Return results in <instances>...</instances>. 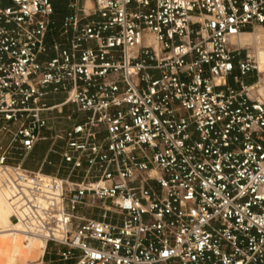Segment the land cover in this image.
I'll return each mask as SVG.
<instances>
[{"label":"built area","instance_id":"obj_1","mask_svg":"<svg viewBox=\"0 0 264 264\" xmlns=\"http://www.w3.org/2000/svg\"><path fill=\"white\" fill-rule=\"evenodd\" d=\"M68 8L0 0V187L46 243L25 264H264L260 70L233 42L264 0ZM41 142L59 173L22 166Z\"/></svg>","mask_w":264,"mask_h":264},{"label":"bare ground","instance_id":"obj_2","mask_svg":"<svg viewBox=\"0 0 264 264\" xmlns=\"http://www.w3.org/2000/svg\"><path fill=\"white\" fill-rule=\"evenodd\" d=\"M233 42L242 47L255 45L257 47L255 55L260 73H264V26H257L254 32H243L239 36L233 37ZM257 87H260L258 83L251 86L249 91H255L254 89ZM257 92L264 96V86ZM23 237H25V241H23ZM40 243L43 246L44 254L45 241L38 236L24 233L23 227L14 218L9 192L0 187V264H13L14 261H22L27 253L33 257L38 253Z\"/></svg>","mask_w":264,"mask_h":264},{"label":"crops","instance_id":"obj_3","mask_svg":"<svg viewBox=\"0 0 264 264\" xmlns=\"http://www.w3.org/2000/svg\"><path fill=\"white\" fill-rule=\"evenodd\" d=\"M66 10L65 12H63L62 14H60V17L63 18V21L65 19V17H67L68 15L71 14V10L68 8V0H62ZM54 8H55V13L53 16V20L57 26V24L59 23V7L61 3H59L57 0H52ZM62 21V24H63ZM62 26V25H61ZM245 81L247 83V85L251 86L254 85L257 81V77L255 75V73L249 74L245 77ZM234 84V83H232ZM64 99V96L61 97V95L55 97L52 100V103L55 102H60ZM48 144H50L49 142H41L39 143L32 152H30L23 160L22 162V166L25 169L28 170H32V171H37L39 169H42L45 173L47 174H57L58 172V165H59V161L60 158L58 157V155L55 154H50L49 158L53 161L52 164H48V163H44L43 160L46 156L47 150L50 147ZM61 176H65L66 172L65 171H61L60 172Z\"/></svg>","mask_w":264,"mask_h":264},{"label":"rangeland","instance_id":"obj_4","mask_svg":"<svg viewBox=\"0 0 264 264\" xmlns=\"http://www.w3.org/2000/svg\"><path fill=\"white\" fill-rule=\"evenodd\" d=\"M57 1L59 3L62 2L61 4H59L60 5V7H59V13H58L59 14V16H58L59 17V21H58L59 23L57 24V27L60 28L61 25H62V21H63V18L60 17V14H62L63 12H65L66 7H65V5H64V3H63L62 0H57ZM254 31L255 30H250V31H247V32H254ZM243 48H245V51L248 50V51L253 52V53H256V51H257V47L255 45H253V46H245ZM259 70H260V68H259ZM263 80H264V73H260V79L257 81V83L260 85V87H257L256 89H254L255 91H249V94H250V96L253 99H258V100L264 102V96L261 95V94H259L257 92L259 90V88H261L262 86H264V81ZM231 82L233 83V81H231ZM61 97H63V95H61ZM48 145L50 146V144H48ZM23 241H25V237H23ZM42 255H43V246L40 243L39 251H38V253L36 255H34L33 257H31L29 255V253H27L25 255V258L22 261H18V262L17 261H14L13 264H25L28 261H35V260L39 259Z\"/></svg>","mask_w":264,"mask_h":264},{"label":"trees","instance_id":"obj_5","mask_svg":"<svg viewBox=\"0 0 264 264\" xmlns=\"http://www.w3.org/2000/svg\"><path fill=\"white\" fill-rule=\"evenodd\" d=\"M248 31H250V30H248Z\"/></svg>","mask_w":264,"mask_h":264}]
</instances>
